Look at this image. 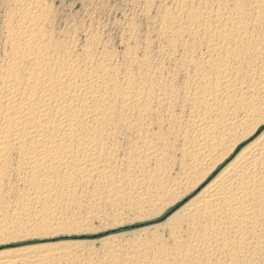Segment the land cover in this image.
Masks as SVG:
<instances>
[{
  "label": "bare ground",
  "instance_id": "1",
  "mask_svg": "<svg viewBox=\"0 0 264 264\" xmlns=\"http://www.w3.org/2000/svg\"><path fill=\"white\" fill-rule=\"evenodd\" d=\"M4 1L0 241L13 191L29 212L125 182L120 208L154 215L195 193L147 254L111 264H264L261 0H146L155 56L130 22L119 52L98 28L58 26L49 0ZM27 250L0 264H62Z\"/></svg>",
  "mask_w": 264,
  "mask_h": 264
},
{
  "label": "rangeland",
  "instance_id": "2",
  "mask_svg": "<svg viewBox=\"0 0 264 264\" xmlns=\"http://www.w3.org/2000/svg\"><path fill=\"white\" fill-rule=\"evenodd\" d=\"M1 1L0 20L5 3ZM145 1L49 0L58 26L63 28L68 23L65 27L76 31L92 26L98 28L104 35L108 34L113 48L119 52L124 46L120 45L121 33L129 22L135 24L138 43L142 44L148 39L150 54L155 56L158 47L163 44L155 31L160 13L157 5L145 13ZM112 189L110 186L100 188V196H94L91 192L93 189L89 187L55 205L47 206L50 208H37L29 212L24 207L26 197L13 191L4 199L6 207L3 213L6 219L17 224V228L1 236L4 239L0 241V259L12 257L19 249L27 247L26 253L50 254L56 259L61 258L62 264H111L126 257L147 254L155 238L162 235L168 217L195 193L182 197L154 215L153 207L152 210L146 208L144 212L121 209L130 190L127 183L115 182ZM48 218L51 220L49 224H31ZM20 221L23 225L18 224Z\"/></svg>",
  "mask_w": 264,
  "mask_h": 264
},
{
  "label": "snow or ice",
  "instance_id": "3",
  "mask_svg": "<svg viewBox=\"0 0 264 264\" xmlns=\"http://www.w3.org/2000/svg\"><path fill=\"white\" fill-rule=\"evenodd\" d=\"M262 4H264V0H261ZM239 3L244 6V7H247L248 6V0H239ZM231 6V4L229 5ZM178 206V205H177ZM171 210H174V209H171ZM170 210V211H171Z\"/></svg>",
  "mask_w": 264,
  "mask_h": 264
}]
</instances>
